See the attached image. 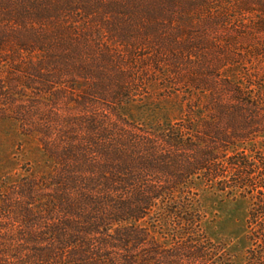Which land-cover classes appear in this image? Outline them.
I'll return each mask as SVG.
<instances>
[{
  "label": "trees",
  "instance_id": "1",
  "mask_svg": "<svg viewBox=\"0 0 264 264\" xmlns=\"http://www.w3.org/2000/svg\"><path fill=\"white\" fill-rule=\"evenodd\" d=\"M155 1L159 11L146 8L138 28L125 30L158 44L148 60L189 89L180 117L162 123L136 122L126 111L127 71L111 47L95 43L88 19L67 21L51 0H0V68L19 67L21 98L34 85L46 92L66 78L88 83L74 104L83 116L60 141L50 142L48 129L40 134L48 171L0 200V264H232L204 233L207 191L249 200L243 264H264V65L252 68L263 56L256 48L243 63L213 52L211 42L191 40L196 27L186 17L157 16L173 6ZM252 1L264 9V0H246L248 13ZM99 17L92 24H113ZM217 20L197 29L205 36ZM243 25L253 36L264 32L256 16ZM8 85L0 80V108ZM95 100L101 114L91 111Z\"/></svg>",
  "mask_w": 264,
  "mask_h": 264
},
{
  "label": "rangeland",
  "instance_id": "2",
  "mask_svg": "<svg viewBox=\"0 0 264 264\" xmlns=\"http://www.w3.org/2000/svg\"><path fill=\"white\" fill-rule=\"evenodd\" d=\"M168 1L172 3L173 9L167 11V15L164 13L157 16L186 17L187 21L196 27L191 40L211 42L213 52L233 56L243 63H251L254 60L253 50L259 48L263 59L259 62L255 59L252 68L264 65V32L253 36L247 28L243 29V24L252 21V16L264 20V9L253 6L258 4L257 1H252L249 7L253 14L248 13V8L243 6L246 0ZM63 2H70V7H65L66 3ZM51 4L56 10H62L60 16L69 17L67 21L73 22V16H78L76 20L81 23L85 18L88 19L84 21V25L94 27L93 38L95 37V43L100 42V49L111 47L114 57L121 58L119 67L125 68L129 77L128 90L125 93V102L128 104L126 111L136 122L162 123L180 117L183 113V94L189 91L187 85L184 82L178 84L171 81L163 68L156 67L152 64L153 60H148L155 53H159L158 44L151 38L141 40L137 35H127L125 30L132 22L133 26L138 28L134 23L147 16L144 14L146 8L153 5L152 10L159 11V1L152 3V0H51ZM105 7L113 9L107 11ZM68 9L69 12L65 11ZM96 16L108 17L113 24L109 23L106 28L98 23L92 24ZM114 18L115 20H112ZM212 18L219 19L216 21L217 28L203 36L197 27ZM163 34V31L159 33ZM180 41L183 43L189 41V38L184 36ZM6 49L12 54L14 47L9 46ZM9 56L14 61L17 60V57ZM19 73V67L16 71L12 63H3L0 68V80L10 86L5 94L6 97L9 96L10 101L3 102L6 107L0 108V200L6 196L9 189H13L25 178L37 177L48 171L50 164L39 147V140H42L43 136L40 134L45 132L44 128L48 129L50 142L56 144L60 141L70 129L68 122L71 119L77 121L83 116L82 110L74 104L78 95L84 92L85 84H88L77 78L75 80L78 84L74 79L66 78L61 81V85L48 86L50 91L46 92L44 87L34 85V91L24 93L21 98L19 95L23 83H18ZM72 81L75 84H71ZM170 82L175 85H170ZM22 100L24 103L18 102ZM95 107L91 111L101 114L98 102ZM20 110L23 114L19 115ZM201 201L205 211L202 223L204 233L228 254L232 264H243L250 247L247 240L249 200L238 197L228 199L207 191Z\"/></svg>",
  "mask_w": 264,
  "mask_h": 264
}]
</instances>
